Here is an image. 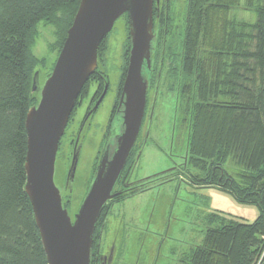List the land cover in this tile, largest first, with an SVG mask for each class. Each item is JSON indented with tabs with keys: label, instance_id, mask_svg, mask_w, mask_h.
Listing matches in <instances>:
<instances>
[{
	"label": "trees",
	"instance_id": "16d2710c",
	"mask_svg": "<svg viewBox=\"0 0 264 264\" xmlns=\"http://www.w3.org/2000/svg\"><path fill=\"white\" fill-rule=\"evenodd\" d=\"M81 1L0 0V264H48L26 193V120L40 101L31 47L41 22L63 46ZM243 3L256 22L232 14ZM188 10L182 77H194V96L187 158L160 179L227 191L260 214L253 223L233 218L209 228L184 261L264 264V0H189Z\"/></svg>",
	"mask_w": 264,
	"mask_h": 264
},
{
	"label": "water",
	"instance_id": "95a60500",
	"mask_svg": "<svg viewBox=\"0 0 264 264\" xmlns=\"http://www.w3.org/2000/svg\"><path fill=\"white\" fill-rule=\"evenodd\" d=\"M128 15L130 57L123 87L125 131L109 160L104 156L73 223L55 184L57 155L77 101L98 67V52L116 22ZM154 0H82L51 76L42 88L38 72L33 93L40 101L30 109L26 128V193L33 207L48 264H91L94 233L102 212L116 195L119 180L138 139L147 105L144 66L151 68ZM41 89V90H40ZM78 163L75 153L70 175Z\"/></svg>",
	"mask_w": 264,
	"mask_h": 264
},
{
	"label": "rangeland",
	"instance_id": "374dc122",
	"mask_svg": "<svg viewBox=\"0 0 264 264\" xmlns=\"http://www.w3.org/2000/svg\"><path fill=\"white\" fill-rule=\"evenodd\" d=\"M245 4L243 3L234 8L232 14L239 21L256 22L255 10L248 8ZM187 13L188 0H170V22L174 24L172 29L175 28L173 31L175 38L171 42L173 47L182 45L180 39L184 35ZM155 24L159 31L157 21L154 19ZM57 38L59 37L55 34L53 26L47 25L45 22L37 25L31 51L39 60L35 69L38 72L40 88L44 86L51 76L63 47L61 46V40ZM129 52V18L128 15H124L116 22L113 31L105 38L98 54V62L106 65L107 74L105 72L97 73L93 78L97 77L99 79L100 74H103L112 83L113 90H116L118 84L123 80L122 76L123 78L125 77L123 73L126 72L128 67ZM175 59H170L165 63L163 74L165 73V81H168V84L164 86L163 98L161 99L160 97L153 122L151 125H148L150 122H147L144 126L145 129L147 125L149 127L150 138L147 144L144 145L141 160L134 174H132V179L149 178L163 172H169V170L176 167L181 168L180 166L186 163L189 121L193 101L187 90L188 95H184V92H182L179 102L177 99L175 101L173 96L167 93V90L173 89L172 84L177 80L176 78V80L173 79V76L175 77L177 74L175 69H173V65L176 63ZM105 69L102 68L103 71ZM184 83L185 85L187 84L186 81ZM189 83H193L192 78L188 80ZM37 93L41 98L40 91ZM151 95H153V91ZM150 106L151 102L149 103ZM174 112L176 114L175 133L173 132ZM77 130L76 124L69 126L60 144L55 171V183L57 186L60 185L59 182L65 183L68 170L72 164L75 141L73 139L76 138ZM106 131L107 123L100 130L97 129L96 131L93 129L88 132L83 144L73 192L65 189L64 184L62 185L63 206L68 210L73 223L89 191L93 169L99 163L104 150L106 142L104 139L106 135L104 134ZM143 132L139 146L143 142ZM85 134L86 131L83 135ZM131 171L132 167L130 166L127 175ZM112 213L115 217L120 213L135 215V218L141 217V219H144L145 225L150 228V231L157 228H168V225L171 224L170 235L177 238L178 241L177 243L176 241H167L163 252L168 253L174 247L176 264H186L184 259L195 246L201 245L209 228L218 227L233 218L253 223L258 218L260 210L255 204L238 202L227 191L215 187H197L192 185L187 178L180 177V179L168 182L123 204H117L112 209ZM137 223H142V220H138ZM130 232L131 230H128L126 234ZM148 235V239L153 241V245L155 241L159 240L152 233ZM122 245L127 247L131 244L124 241ZM161 261L162 259L159 264H162ZM164 264H171V262L170 260L168 263L164 261Z\"/></svg>",
	"mask_w": 264,
	"mask_h": 264
},
{
	"label": "flooded vegetation",
	"instance_id": "af4514ba",
	"mask_svg": "<svg viewBox=\"0 0 264 264\" xmlns=\"http://www.w3.org/2000/svg\"><path fill=\"white\" fill-rule=\"evenodd\" d=\"M189 3V0H188ZM189 12V10H188ZM155 21H157L158 29L155 28V40L153 42L152 48V61L151 68L148 69L147 65L144 66V76L148 83V91H147V105L145 110V115L143 119V124L138 136V139L135 143V146L131 152V156L126 164L125 169L123 170L117 184L114 188L113 194L116 196L109 201L107 206L110 207L109 211H103L101 217L97 223L96 230L94 233V243L91 251V264H164L171 262V264H176V255L174 254L175 248H171L168 253L163 252V248L165 247V243L167 241H176L177 238L170 235L171 224L168 225V228L164 229H154L150 231L147 225H145L144 219L141 217L135 218V215H130L126 213H120L118 216H114L112 213V209L115 208L117 204H123L126 201L134 199L150 190L159 188L163 186L165 182L160 179L162 176L160 174L151 176L145 179H132V174H134L138 164L141 160L144 145L147 144V141L150 138L149 127L154 120L155 112L157 109V105L159 103L160 97L163 98L164 94V86L168 84L166 82V77H164L163 72L165 71L166 62L170 59H175L176 63L173 65V69L176 71L175 77L173 79L176 80L174 84H172V90H167V93L173 96L174 100L180 101L182 96V92H186L185 81L182 77V61H183V36L181 37L182 45L179 47L176 45L172 46L171 42L173 41L175 28L174 24L171 23V14H170V0H156L155 7ZM188 14L185 19V25L188 23ZM176 27V25H175ZM185 31V28H184ZM131 50V45H130ZM130 57V52H129ZM156 59V60H155ZM158 62V64H157ZM105 64V63H104ZM129 65V62H128ZM102 68H106V65L98 62V67L96 72H106L102 70ZM128 67L126 70L125 77L122 76V82H120L116 88L113 90L112 83L107 80V78L100 74L99 79L97 77L91 79L85 90L81 93L76 107L70 117L68 126L72 124L77 125L76 138L74 141V150L72 157V164L74 155L78 152V163L76 166V170L73 176L70 175V170L72 168V164L68 170L64 188L73 192L75 180H76V172L80 162L81 152L83 149V144L86 136H88V132L90 130L102 129V126L107 123V131L104 135H106L105 146L102 152L99 163L93 169L92 181L90 187L95 179V175L97 170L104 158L107 155L110 160L118 145V138L124 133L125 125H124V105L122 104V93L123 87L127 75ZM167 73V70H166ZM98 80H97V79ZM176 78V79H175ZM193 83L188 84L187 91L189 95L194 96V77H192ZM168 80V79H167ZM93 81V82H92ZM92 82V83H91ZM91 83V85H90ZM112 85V86H111ZM171 85V84H170ZM153 91V95L151 92ZM185 90V91H184ZM193 94V95H192ZM177 96V97H176ZM152 98V100H151ZM151 102V106L149 107V103ZM175 106V103H174ZM174 120H173V132L175 133V124H176V114L174 112ZM146 126V129L144 126ZM145 130H144V129ZM65 131V134H66ZM86 131V134L83 133ZM143 132V142L139 146V142ZM64 134V136H65ZM63 136V138H64ZM62 138V140H63ZM103 139V140H104ZM61 140V142H62ZM72 141V142H73ZM61 144V143H60ZM60 149V148H59ZM59 153V152H58ZM58 156V155H57ZM132 167V171L129 175L128 169ZM174 169H178L177 167ZM173 170V169H172ZM170 171V170H169ZM164 173V172H163ZM56 184V183H55ZM58 189L61 193L62 183L59 182ZM90 190V188H89ZM89 192V191H88ZM88 194V193H87ZM87 196V195H86ZM63 202V200H62ZM65 208V207H64ZM66 209V208H65ZM138 220H142V223L138 224ZM128 230H131L129 234H126ZM159 230V231H158ZM154 235L159 238L158 241H155L153 245V241L148 239V234ZM126 241L130 243V246H123L122 242ZM153 246V248H151ZM125 256V258H124ZM164 260V261H163Z\"/></svg>",
	"mask_w": 264,
	"mask_h": 264
}]
</instances>
